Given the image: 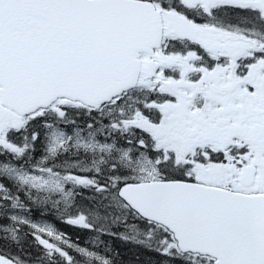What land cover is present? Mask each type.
<instances>
[{
	"label": "snow or ice",
	"instance_id": "obj_1",
	"mask_svg": "<svg viewBox=\"0 0 264 264\" xmlns=\"http://www.w3.org/2000/svg\"><path fill=\"white\" fill-rule=\"evenodd\" d=\"M0 264H264V0H0Z\"/></svg>",
	"mask_w": 264,
	"mask_h": 264
}]
</instances>
